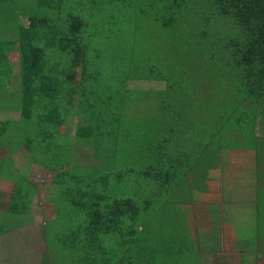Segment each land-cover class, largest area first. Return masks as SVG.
Returning <instances> with one entry per match:
<instances>
[{"label":"trees","instance_id":"1","mask_svg":"<svg viewBox=\"0 0 264 264\" xmlns=\"http://www.w3.org/2000/svg\"><path fill=\"white\" fill-rule=\"evenodd\" d=\"M71 1L40 0L47 16L33 14L29 27L20 25L17 42L0 37V115L20 113L19 120L0 121V144L19 123L62 131L77 120L69 159L92 149L96 161L79 171L70 164L54 169L61 170L57 187L65 177L74 185L65 191L72 211L64 231L49 227L62 218L58 208L43 227L42 264H189L201 255L189 229L181 236L193 246L175 257L157 237L167 232L160 217L191 187L207 192L189 175L213 169L225 150L264 153L257 136L259 125L264 130V0H104L99 8L86 0L80 15ZM68 3L71 13L62 16ZM120 13L129 23L114 31L119 41L112 43L95 23ZM104 38L102 50L95 45ZM14 53L21 54L16 93ZM134 82L165 87L130 89ZM30 179L22 178L11 196L3 193L2 208L18 218L31 215L40 195ZM13 232L0 224V237ZM8 239L0 241L11 254L16 248Z\"/></svg>","mask_w":264,"mask_h":264},{"label":"rangeland","instance_id":"2","mask_svg":"<svg viewBox=\"0 0 264 264\" xmlns=\"http://www.w3.org/2000/svg\"><path fill=\"white\" fill-rule=\"evenodd\" d=\"M104 0H94L91 4L97 5L98 8L103 4ZM104 6H110L111 0H105ZM89 1L86 0H74L69 3H76L75 5V13L80 15L83 11L84 3L88 4ZM40 0H18L13 2H5L0 0V37L1 39L5 40H12V41H19L20 34L18 33V29L20 25H24L25 27H29L30 17L33 14H38L39 16H47V13L44 12V8L41 6V9L38 8V4ZM67 4L66 7L61 11L62 16H67L71 13L70 4ZM19 13V14H18ZM102 16V14H100ZM111 15H104L102 18H98L95 26L98 28H107L108 29V38L109 42L117 43L119 41V33H115V30H126L129 20L126 18L125 13H120L117 18L111 19ZM120 21V25H118V20ZM117 23V25H113L112 23ZM112 30V31H111ZM106 39H101L99 43H96L95 46L101 48L102 50L106 48L104 41ZM55 52H51L49 56L51 59L54 57ZM64 61H60V64H66L69 60H66L64 56ZM11 61L15 68V74L13 78V85L12 90L16 93L17 90H20V62H21V54L14 53L11 56ZM63 68V66H62ZM130 89H141V90H157L163 89L165 85L163 83L157 82H134L130 83L128 86ZM21 91V90H20ZM17 103V102H16ZM8 110V109H7ZM38 110V109H37ZM1 111V110H0ZM39 114L38 111L35 112V116ZM36 118V117H35ZM20 113L19 112H4L0 115V121L7 122L6 120H19ZM9 128V125H6ZM9 134L8 139H3L2 144L0 146V179L4 180L0 185V191L5 192L8 196H11L15 184L17 185L19 181H22V178L29 177L30 180H33L35 185L40 189V195H38V199L36 201V207L32 211L31 215L28 217L26 215H17L10 214L8 212V208L3 209L0 211V218L3 225H6L8 228L13 229V233L9 236H12L15 241L19 242V249L21 250V255L24 260H32L36 259L34 264H42V256L43 252L46 250V245L44 243V239L42 236L43 227L46 226L49 222L56 218V210L59 209L60 213L62 214V218L57 223H50L49 227L51 229H57L60 231H64L67 227V219L70 217L71 208H68L67 198L65 196V191L68 189V184L72 183L69 182V178L65 177L61 186L57 187L55 184L56 178L54 175H58L60 171L56 173L54 169L59 168L61 166H66L70 164V169L75 171H79V168H84L86 166H93L96 162L94 160L95 156L92 152V149L88 150H79L78 155H72V158L69 159V155L71 154L70 150L73 146L74 141V134L77 131V126H70L68 132L71 131L70 136L65 132H61L58 130L57 127L45 125L43 129L38 128L37 124L34 123L33 126L21 124L19 123L18 126L13 125ZM52 134L55 137V143L47 139L45 134ZM257 136L259 138L262 137L260 140V147L259 149L264 148V130L259 125L257 127ZM46 138V139H45ZM31 140H34L31 143ZM62 146V147H57ZM74 148V147H73ZM76 148V146H75ZM74 148V149H75ZM76 151V149H75ZM239 151H230L225 150L222 154L224 158L221 160L224 163L225 167H229L230 162L232 160L237 161L239 164L236 168V179L234 184V191L239 193L240 199H247L246 195L249 196V193L256 189V172H251L257 169V161H261L262 172L264 173V153H255V152H247L248 154L240 155L238 154ZM59 154L60 159L59 162H55V160L51 159L52 155ZM35 157L37 160L35 161ZM241 163V165H240ZM18 164V166H17ZM45 164H49V168L45 167ZM45 165V166H44ZM216 166V165H215ZM242 167L250 168V172L246 173ZM2 168V169H1ZM68 169V170H70ZM84 170V169H81ZM217 170V173H215ZM260 170V169H258ZM212 171V173H211ZM220 172V165L211 169V170H203V176L201 178H195L193 185L195 183H208V185H212L209 187V192L212 193L213 187L216 189V193L219 196L221 194V201L223 202L222 195L228 197L229 187L228 184V175H224L225 177L222 178L221 181H215L214 175L219 174ZM83 173V172H82ZM75 174V172H74ZM224 173L222 172L219 175V178ZM11 180L12 182H8ZM75 181V180H74ZM264 185V175L261 180ZM32 186V185H29ZM29 186L28 190L25 191L24 196L27 197L29 193ZM74 186L70 184V188ZM75 187H81L80 185H75ZM86 187V186H85ZM84 188V187H83ZM250 189L247 193L246 190ZM208 193L200 190L197 192V186L194 188V193H190V195H184L183 203L181 205H177L175 207H168L165 214L160 217V226L161 228L167 227V232L163 235L161 232L157 233V237L160 235V240L164 241L162 247L164 249L169 250L175 257H180V255L176 252V250L181 249L183 247H188L187 243L190 242L187 240L188 236H185V240H183L181 233H185L187 235V228L189 229L190 235L194 242L197 244V248L200 250L201 255L206 254L210 248H213L212 251L219 249V241L211 240V243H206V240L203 235V230H206V226L202 225V217L201 214L202 208L200 202L210 201L211 203L214 202L213 200L209 199ZM255 193L252 191L250 196L252 201L257 204L259 200V205L264 204V190L261 191L259 197L258 195H254ZM37 197V196H36ZM36 197H31L35 200ZM8 199V198H7ZM257 199V202L255 200ZM242 201V200H241ZM187 202V203H185ZM221 202V204H222ZM231 211H241L239 207L235 206L232 201H228ZM263 203V204H262ZM2 206H5V202L1 201ZM225 204V203H224ZM55 205V206H54ZM215 209L220 208L213 204ZM56 209V210H55ZM262 215L264 214V208L260 209ZM201 213V214H200ZM174 214V216H173ZM73 215V214H72ZM75 216V214L73 215ZM222 216V215H221ZM77 219L80 218V214H76ZM216 221L218 219L216 218ZM184 223V225H183ZM229 223H227L228 225ZM196 225V226H195ZM201 227V231L200 230ZM209 227H213L210 222ZM244 227L248 228V232L245 233ZM260 223L258 224H247V223H240V228H236V232L240 234H245L247 241L249 242V237L254 236L256 232L259 231ZM48 229V228H47ZM218 236V232L212 233ZM49 241L53 238V235L48 236ZM32 240V245L29 244V240ZM240 239L241 244L246 243L244 238L241 236L238 237ZM216 242V243H215ZM247 242V243H248ZM24 243V244H23ZM29 244V246H28ZM248 252L252 256H255L253 252H259L261 247L259 243L256 241L253 244H248ZM32 246V247H31ZM193 244L190 242V247ZM169 248V249H168ZM194 251V250H193ZM33 255L34 257H31ZM185 257H188L189 253H183ZM191 255V253H190ZM172 256V255H171ZM190 257V256H189ZM200 254L191 255L190 259H188L189 264H200L199 263ZM201 259V258H200ZM191 261V262H190Z\"/></svg>","mask_w":264,"mask_h":264},{"label":"crops","instance_id":"3","mask_svg":"<svg viewBox=\"0 0 264 264\" xmlns=\"http://www.w3.org/2000/svg\"><path fill=\"white\" fill-rule=\"evenodd\" d=\"M70 125L72 126H78V121L75 120L74 123H71ZM69 126V124H68ZM63 127L61 132H65L66 134L71 133V131L68 132L69 127ZM71 126V127H72ZM77 133V131H76ZM76 133L74 135H76ZM2 157V156H0ZM222 159L219 158V160L217 159L214 163L213 168L217 167L220 165V172L219 174L214 175L215 177V181L213 183H215L217 180L221 181L223 177H225L224 175H228L229 179H228V184L230 185L229 187V192H228V197H225V202H224V196L222 195V199L223 202L221 201L220 197L221 194L218 196L216 193V189L213 187L212 189V193L209 192V187L212 185H208V183H203V181H201L203 184V188L206 189L208 193V197L209 199L213 200L214 202H210L209 200L204 202H200L201 208H202V225L206 226V230H203L204 238L206 240V243H211L212 239H215V235L212 234L213 232L216 233V231L218 232V236L219 239V249L217 248L216 252L215 250L212 251L213 248H210L208 251H206V254L204 255H200V263L201 264H264V227L259 228V231L255 233L254 236L249 237V242L247 241V238L245 236V234H240L236 232V228H240V223H247V224H258V223H263L264 224V214L261 215L263 212H261V214L259 215L260 218H258L256 216L257 214V209H262L264 208V204L261 206L259 205V202H257V199L255 200L256 203H254L252 201L251 196V192L253 191L256 195L259 194V192L262 190H264V185L261 182L264 173L262 172V167L261 165V161H257V169H255L254 171L251 170V172H256L255 176H256V189H253L250 193L249 196L246 195L247 199H240L239 193H236L234 191V184H235V179H236V168L238 166V162L235 160H232L230 162L229 167H225L224 163L221 161ZM1 161V159H0ZM241 165V163H240ZM18 166V164H17ZM243 170L246 173L250 172V168L248 167H242ZM260 169V170H258ZM224 173L221 178H219V175L221 173ZM212 173V171H211ZM215 173H217V170H215ZM213 174V173H212ZM191 177L192 180H194V175L190 174L189 175ZM203 176V171L200 177L201 178ZM4 180L0 179V185L2 184ZM8 182H12L11 180H8ZM16 187V184H15ZM14 187V189H15ZM260 189V190H259ZM250 191V189L248 188L246 190V192L248 193ZM194 193L193 187H191V193ZM3 193L5 192H1L0 191V203L3 200L4 196ZM254 194V195H255ZM242 200V201H241ZM228 201H232L233 203H235L234 205L241 208V211H231L230 210V206H232L231 204L228 203ZM222 202V204H221ZM225 203V204H224ZM213 204H216V206H221L218 209H215L213 207ZM35 209V208H34ZM33 209V210H34ZM2 210V204H0V211ZM261 211V210H260ZM222 215V216H221ZM258 215V214H257ZM216 218L218 219V221H216ZM53 221V220H52ZM211 224L213 225V227H209ZM227 223H229L227 225ZM0 224H2L1 222V218H0ZM3 225V224H2ZM11 228V227H10ZM9 229V228H8ZM245 233L248 232V228L244 227L243 228ZM201 231V227L200 230ZM12 234V233H11ZM10 234L1 236L0 239L1 240H5V238H11V240H7L9 242H11V245L13 248H16V250L9 254V249H8V245H5L4 242L0 241V264H34L36 259H32V260H24L22 255H21V251L19 249V242L15 241L13 239L12 236H9ZM241 236L242 238H244L245 242L244 244H241L240 239H238V237ZM31 240V239H30ZM32 241V240H31ZM258 242L261 249L259 252H253V254H255V256L252 258V256L250 255V253H247L248 251V244H253L255 242ZM248 242V243H247ZM24 244V243H23ZM29 246V244H28ZM32 247V246H31ZM19 250V251H18ZM31 257H34L33 255H31Z\"/></svg>","mask_w":264,"mask_h":264}]
</instances>
